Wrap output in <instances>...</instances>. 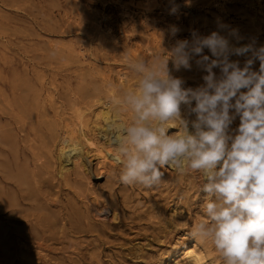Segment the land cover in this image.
I'll return each instance as SVG.
<instances>
[{"label":"rangeland","instance_id":"rangeland-1","mask_svg":"<svg viewBox=\"0 0 264 264\" xmlns=\"http://www.w3.org/2000/svg\"><path fill=\"white\" fill-rule=\"evenodd\" d=\"M175 2L178 15L169 0H0V264H225L191 235L206 219L201 175L166 166L151 187L122 183L97 114L109 102L131 123L118 103L142 78L130 65L152 67L192 30L264 45V0ZM173 74L202 83L195 65ZM64 137L83 145L66 166Z\"/></svg>","mask_w":264,"mask_h":264},{"label":"clouds","instance_id":"clouds-1","mask_svg":"<svg viewBox=\"0 0 264 264\" xmlns=\"http://www.w3.org/2000/svg\"><path fill=\"white\" fill-rule=\"evenodd\" d=\"M180 9L169 0L170 15ZM225 27L208 35L192 30L152 67L130 65L142 78L118 102L133 116L112 130L113 159L124 184L151 187L166 166L199 173L206 219L192 237L210 240L225 264H264V45L240 44L238 30L222 35ZM179 31L169 29L173 38ZM194 65L202 73L194 87L173 74Z\"/></svg>","mask_w":264,"mask_h":264},{"label":"bare ground","instance_id":"bare-ground-1","mask_svg":"<svg viewBox=\"0 0 264 264\" xmlns=\"http://www.w3.org/2000/svg\"><path fill=\"white\" fill-rule=\"evenodd\" d=\"M112 98H114V97L112 96ZM113 106L114 105L110 104L109 102H106V104L104 106H102L99 109L98 113H97L98 115H100V119L102 121V127H104V130L106 131V129H110V135H108V137L110 138V141H111L112 135H113V131L112 130L115 129L116 127H118L120 124H122L121 120L119 118H117L116 114L115 115L113 114V109H112ZM120 108H121V105H120ZM100 126L101 125H99V127ZM84 135H85V133H84ZM84 139H85V137H84ZM82 148H83V145H82V142L79 141V139H78V141H73V142L69 143L68 138L64 137L63 140H62V143H61V145L59 147L60 153H61V160H62L61 162L64 164V166H66L68 163H70V161H72L71 152L78 151L80 153ZM67 152H69L68 155H67ZM78 152H76V154ZM79 156H80V154H79ZM107 209H108L107 205H103L102 209L100 207L96 206V214H97V216H100L102 211L107 210ZM114 215L116 216V214H114Z\"/></svg>","mask_w":264,"mask_h":264}]
</instances>
